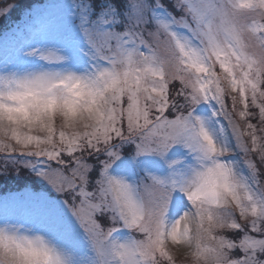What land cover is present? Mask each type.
<instances>
[{
	"label": "snow or ice",
	"instance_id": "obj_1",
	"mask_svg": "<svg viewBox=\"0 0 264 264\" xmlns=\"http://www.w3.org/2000/svg\"><path fill=\"white\" fill-rule=\"evenodd\" d=\"M13 12L10 31L62 40L25 55L64 67L0 74V179L46 184L71 216L49 227L95 259L0 229V264H264V0H0Z\"/></svg>",
	"mask_w": 264,
	"mask_h": 264
},
{
	"label": "rangeland",
	"instance_id": "obj_2",
	"mask_svg": "<svg viewBox=\"0 0 264 264\" xmlns=\"http://www.w3.org/2000/svg\"><path fill=\"white\" fill-rule=\"evenodd\" d=\"M54 2L55 0H21V3L24 5H35L41 9H47L50 4ZM17 18L18 12H13L7 20L0 18V74H6L11 71L8 67L4 66V64H10L11 68L14 70L31 62H39L38 65H41V69L43 70H48L49 68H54L55 70L62 69L64 67L63 65H49L40 60L38 55H25V53L31 52L34 49L46 50L49 48L46 44L48 41L54 42L52 47L62 46L60 36L56 32H49L46 35H42L33 34V30H25L20 33L15 32V30L10 31V29H13V25ZM46 64L49 68H45L44 65ZM84 66L85 65L77 66V70L82 71ZM202 109V115L210 114L208 106H202ZM168 159H179L183 161V163L178 166V170H183L187 165L193 163L191 154L186 149L179 146L170 153ZM231 159L233 161H238L239 156L233 155ZM241 168L243 169V165H241ZM151 171L159 174H167L168 169L163 162H157L156 166L153 167ZM262 173H264V170ZM21 179H18V181ZM10 180L9 176L0 179V191H7L5 193L0 192V197H2V199H0V226L23 225L26 230L31 229L34 233H40L46 238H51L60 242L65 246L68 252H73L75 254L77 261L85 256L94 261L95 257L88 252L79 228L73 225L70 237L64 238L49 227L47 219L53 214L63 218L65 222L71 220L68 208L63 205L54 191L38 179H36L37 185H39L38 189H34L31 185L15 189L17 187L16 184L10 183ZM261 180L262 183H264V175H262ZM26 190L42 194L47 197L49 201L55 202V207L53 208L52 205L40 199L28 197L26 195ZM172 218H175L174 213ZM50 235H52V237H50ZM123 235L127 236V233L121 234V236ZM173 257L175 264H191L190 257L180 254L176 250H173Z\"/></svg>",
	"mask_w": 264,
	"mask_h": 264
},
{
	"label": "clouds",
	"instance_id": "obj_3",
	"mask_svg": "<svg viewBox=\"0 0 264 264\" xmlns=\"http://www.w3.org/2000/svg\"><path fill=\"white\" fill-rule=\"evenodd\" d=\"M29 72H40V71H47V70H43V69H40V70H27ZM21 75L23 74H27V72H21L20 73ZM0 229H7L9 232H12L13 230L15 229H19V234L22 235V236H28L30 239H32L33 241L39 243V240L37 238H43V239H47L46 237H43L42 234L40 233H34L32 231H29V230H26L25 229V226L23 225H16V226H0Z\"/></svg>",
	"mask_w": 264,
	"mask_h": 264
},
{
	"label": "trees",
	"instance_id": "obj_4",
	"mask_svg": "<svg viewBox=\"0 0 264 264\" xmlns=\"http://www.w3.org/2000/svg\"><path fill=\"white\" fill-rule=\"evenodd\" d=\"M264 169H262L263 171ZM23 172H26L27 170H22ZM10 177V183L12 184H16V188L15 189H18L22 186H26V185H31L34 189H38L39 188V185H37V181L35 178L33 177H30L28 175H22L21 177H17L15 175H9ZM22 178V179H21ZM18 179H21L20 181H18ZM1 192V191H0ZM7 191H4V192H1V193H5Z\"/></svg>",
	"mask_w": 264,
	"mask_h": 264
},
{
	"label": "bare ground",
	"instance_id": "obj_5",
	"mask_svg": "<svg viewBox=\"0 0 264 264\" xmlns=\"http://www.w3.org/2000/svg\"><path fill=\"white\" fill-rule=\"evenodd\" d=\"M54 43V42H53ZM53 43L51 41L46 42L47 46L50 48L52 47ZM45 44V45H46ZM39 62H31V63H26L25 65H23L22 67H19L17 70L20 72H23L25 70H40L42 67L41 65H38ZM4 66L8 67V69H10L11 71H14L13 68H11L10 64H4ZM45 68H49V66L46 64L44 65ZM48 70H55L54 68H49ZM50 237H52V235H50ZM54 237V235H53Z\"/></svg>",
	"mask_w": 264,
	"mask_h": 264
}]
</instances>
